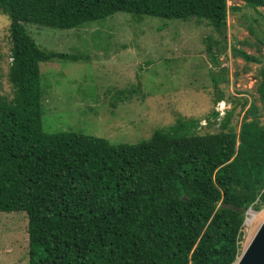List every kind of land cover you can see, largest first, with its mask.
<instances>
[{
	"label": "trees",
	"instance_id": "obj_1",
	"mask_svg": "<svg viewBox=\"0 0 264 264\" xmlns=\"http://www.w3.org/2000/svg\"><path fill=\"white\" fill-rule=\"evenodd\" d=\"M240 1L264 7V0ZM229 8L226 0H0L9 20L11 87L0 96V212L25 213L28 264L234 263L239 209L264 204L258 106L250 103L238 126L230 118L245 98L225 110L215 132L199 133L198 119L180 116L134 143L46 132L39 63L80 55L41 48L25 26L75 28L124 11L194 18L222 35ZM203 41L212 55L219 40L206 34ZM256 91L264 105V70Z\"/></svg>",
	"mask_w": 264,
	"mask_h": 264
},
{
	"label": "rangeland",
	"instance_id": "obj_2",
	"mask_svg": "<svg viewBox=\"0 0 264 264\" xmlns=\"http://www.w3.org/2000/svg\"><path fill=\"white\" fill-rule=\"evenodd\" d=\"M226 4L230 8L222 35L194 18L124 11L68 29L25 23L41 48L80 55L39 63L45 85L43 129L134 143L181 116L198 119L199 133L215 132L225 110L243 98L246 104L236 107L230 122L238 126L250 103L258 106L263 120L256 87L264 70V7L255 10L240 0ZM8 25L0 12V96L11 95ZM206 34L219 40L213 41L212 55L203 41ZM236 49L259 60L246 61ZM219 91L222 97L214 103ZM254 210L239 230L237 255L264 217V204ZM26 223L22 211L0 212V264H28Z\"/></svg>",
	"mask_w": 264,
	"mask_h": 264
},
{
	"label": "water",
	"instance_id": "obj_3",
	"mask_svg": "<svg viewBox=\"0 0 264 264\" xmlns=\"http://www.w3.org/2000/svg\"><path fill=\"white\" fill-rule=\"evenodd\" d=\"M221 206L236 209L232 203H223ZM239 211L242 214L245 212L243 209ZM233 264H264V217Z\"/></svg>",
	"mask_w": 264,
	"mask_h": 264
},
{
	"label": "clouds",
	"instance_id": "obj_4",
	"mask_svg": "<svg viewBox=\"0 0 264 264\" xmlns=\"http://www.w3.org/2000/svg\"><path fill=\"white\" fill-rule=\"evenodd\" d=\"M249 207H251V208L253 209V206L250 204V205L244 210V211H245V212L243 213V214H244V218H243V223H244V224H245V217H246V214H247L246 212H247V210H248ZM253 211H255V210L253 209ZM254 213H255V212H254ZM241 252H242V251H241ZM241 252H240V253H241ZM239 255H240V254H239ZM239 255H237L236 258H237ZM235 260H236V259H235ZM234 262H235V261H234Z\"/></svg>",
	"mask_w": 264,
	"mask_h": 264
},
{
	"label": "built area",
	"instance_id": "obj_5",
	"mask_svg": "<svg viewBox=\"0 0 264 264\" xmlns=\"http://www.w3.org/2000/svg\"><path fill=\"white\" fill-rule=\"evenodd\" d=\"M251 212H254V211H253V209L251 207H249L248 210H247V212H246L247 214H246V217H245V222H246L247 215L249 213H251Z\"/></svg>",
	"mask_w": 264,
	"mask_h": 264
},
{
	"label": "bare ground",
	"instance_id": "obj_6",
	"mask_svg": "<svg viewBox=\"0 0 264 264\" xmlns=\"http://www.w3.org/2000/svg\"><path fill=\"white\" fill-rule=\"evenodd\" d=\"M251 216H252V212L247 215L246 222L251 218Z\"/></svg>",
	"mask_w": 264,
	"mask_h": 264
}]
</instances>
